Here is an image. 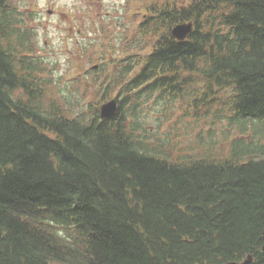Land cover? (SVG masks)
<instances>
[{
    "label": "trees",
    "instance_id": "1",
    "mask_svg": "<svg viewBox=\"0 0 264 264\" xmlns=\"http://www.w3.org/2000/svg\"><path fill=\"white\" fill-rule=\"evenodd\" d=\"M23 16L0 0V264H264V0L146 1L90 92L57 87ZM173 117L240 133L200 154Z\"/></svg>",
    "mask_w": 264,
    "mask_h": 264
},
{
    "label": "rangeland",
    "instance_id": "2",
    "mask_svg": "<svg viewBox=\"0 0 264 264\" xmlns=\"http://www.w3.org/2000/svg\"><path fill=\"white\" fill-rule=\"evenodd\" d=\"M146 1L12 0L24 12L28 27L34 28L33 37L41 49L40 53L54 66L57 87L73 85L75 79L72 78L80 77L81 84L78 85L85 86L89 92L92 87L86 84L83 75L102 62L100 48L106 45V41L122 43L125 37L129 40L133 37L135 20L132 17L140 16ZM27 14H32L31 21ZM92 43L95 44L91 46ZM86 50L94 51L91 60L83 58ZM175 117L165 122L163 129L168 124L171 135L183 149H192L200 154L207 153L213 157L227 155L230 141L240 133L235 125L227 126L226 120L217 122L207 118L196 121L192 117L176 120ZM149 122L155 124L153 117ZM246 131L250 132V128Z\"/></svg>",
    "mask_w": 264,
    "mask_h": 264
},
{
    "label": "water",
    "instance_id": "3",
    "mask_svg": "<svg viewBox=\"0 0 264 264\" xmlns=\"http://www.w3.org/2000/svg\"><path fill=\"white\" fill-rule=\"evenodd\" d=\"M192 27H193L192 22L178 23L174 27L171 28L170 35L173 39L177 41H182L192 31ZM93 68H95V66ZM116 110H117L116 100L115 99L109 100L103 103L99 107L100 118L108 119L115 114ZM261 239H262L261 250L264 252V228L262 230ZM250 261H251V256L248 255L247 259L243 262V264H247Z\"/></svg>",
    "mask_w": 264,
    "mask_h": 264
}]
</instances>
